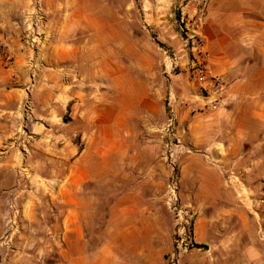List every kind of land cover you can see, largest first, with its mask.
I'll return each mask as SVG.
<instances>
[{
  "label": "rangeland",
  "instance_id": "rangeland-1",
  "mask_svg": "<svg viewBox=\"0 0 264 264\" xmlns=\"http://www.w3.org/2000/svg\"><path fill=\"white\" fill-rule=\"evenodd\" d=\"M110 2L107 11L113 17L115 32L102 47L103 63L95 69L88 67L69 89L79 98L76 110H87L92 115L109 107L124 109L127 123L123 139L112 143L119 148L113 149L115 155L109 156L104 180L83 185L77 197H58L55 192L65 183L61 176L68 171L69 161L85 153L86 139L78 131L82 119H72L66 111L56 119L46 116L47 102L43 97L52 88L36 78L27 85L12 86L20 89L24 97L14 114L9 115L8 143L0 147L2 154H9V181L0 188H9V213L0 217V253H9L13 258L9 264L57 262L67 247L60 244V237L71 206L77 209L74 217L79 224L78 235L89 240L87 245L71 246L72 252L96 251L106 233L108 238H114L111 247L115 252L146 255V259L139 260L141 264H206L212 261L217 247L198 241L194 226L197 210L233 205L234 197L220 196L214 190L242 188L251 183L238 176L236 179L229 168L198 144L199 134L193 131L199 124L212 122L210 113L214 110L206 107L207 102L193 79L192 60L197 53L190 50L181 30L188 22L184 19L182 23V16L184 13L190 16L191 7L184 0ZM18 7L10 17L18 22L21 30L17 29V33L21 42H25V15L30 6ZM156 14L157 21L153 20ZM43 30L44 26L39 31L41 37ZM45 43L44 39L37 50L24 43L30 60L38 65L43 62ZM20 52L24 49L20 48ZM95 59L101 58L94 54L92 60ZM13 60L10 50V61L0 60V65L9 72ZM92 60L88 66L93 64ZM104 72L116 75L108 81ZM0 91H9V76L5 85H0ZM68 137L71 140L67 144L64 139ZM88 151L95 162L100 158L93 156L97 149ZM240 171L244 172L242 168ZM44 176L53 179L45 181ZM239 177L244 179L243 174ZM256 184L260 195H253V199L256 206H262L264 185ZM199 189L209 193L199 195ZM125 192L130 195L120 201L121 208L132 206L134 210L128 219H135L138 225L139 221L150 225L147 232L133 229V235L139 233L135 239L117 238L116 235L125 232L116 229L117 224L127 226L125 214L110 210ZM238 198L240 204L246 201L244 197ZM110 224H115L111 225L113 229ZM229 227L220 229H225V235L229 236ZM218 230L213 229L205 238L220 236ZM180 237L184 240L182 244Z\"/></svg>",
  "mask_w": 264,
  "mask_h": 264
},
{
  "label": "crops",
  "instance_id": "crops-1",
  "mask_svg": "<svg viewBox=\"0 0 264 264\" xmlns=\"http://www.w3.org/2000/svg\"><path fill=\"white\" fill-rule=\"evenodd\" d=\"M28 4L29 0H0V20L5 26L1 37L9 41L14 59L9 64V72L0 65V85H5L9 76V91H0V147L8 143L9 115L14 114L24 97L20 89L12 86L27 85L33 78L48 85L52 90L43 97L47 102L46 116L51 118L52 115L56 119L66 111L72 119H82L78 131L86 139L85 153L69 161L68 171L61 176L65 183L55 192L58 197H77L83 185L105 179L109 156L114 154L113 149L119 148L112 143L123 139L127 123L124 109L109 107L105 112L97 111L92 115L87 110H76L75 102L79 98L69 89L72 81L81 79L80 75L83 76L88 67L95 69L103 63L102 47L108 44L106 38L115 32L113 17L107 11L112 2L41 0L46 48L40 65L30 60L31 54L17 33L18 22L10 17L18 6ZM151 14L150 17L153 16ZM157 15L153 20H158ZM200 33L208 70L212 76L224 77L227 87L221 104L210 113L212 122L199 124L193 131L199 134L198 144L229 168L236 179L251 183L242 185V188L214 190L220 196L234 197L235 204L199 208L194 222L197 239L200 243L217 247L211 255L212 261L208 260L206 264H260V260L262 264L264 205L256 206L257 201L253 198L260 195L256 183L263 182L264 185V0H210ZM20 48L24 52L21 53ZM94 54L101 58L100 61L92 60ZM25 56L28 58L24 59ZM89 60L93 62L90 66L87 65ZM104 75L110 81L116 74L104 72ZM70 140L68 137L64 142L68 144ZM91 149H97L93 156L100 158L96 162L88 151ZM239 174H243L244 179ZM50 177L42 179L49 181L53 179ZM8 181L9 154L4 155L0 151V188L7 186ZM208 193L199 189V195ZM128 195V192L123 193L110 210L125 214L127 226L119 227L117 224L116 229L125 230L124 234L116 235L117 238L135 239L139 233L136 231L138 235H133V229L147 232L150 225L147 221H139L138 225L135 219H128L131 218L128 214L134 210L132 206H124L122 210L120 203L122 199L127 200ZM238 197H244L246 201L240 204ZM67 210L69 218L64 222L60 244L70 247H66L57 262L51 264H129L130 261L141 264L139 260L146 259L144 254L115 252L111 247L114 238H108L106 233L100 242L101 248L96 251L72 252L71 246L87 245L89 240L78 235L79 224L74 217L77 209L71 206ZM2 213H9V188L0 190V217ZM111 225L115 224H110L113 229ZM221 226H230L229 236L225 235V229H220ZM215 228L219 229L220 236L206 239L205 236ZM12 259L9 253H0V264H9Z\"/></svg>",
  "mask_w": 264,
  "mask_h": 264
},
{
  "label": "built area",
  "instance_id": "built-area-1",
  "mask_svg": "<svg viewBox=\"0 0 264 264\" xmlns=\"http://www.w3.org/2000/svg\"><path fill=\"white\" fill-rule=\"evenodd\" d=\"M186 6L191 7V15L186 16L184 13L181 22L187 19L184 24V30H181L186 35V44L190 45V50L197 53V58L192 60V75L193 79L199 86V93L207 102L206 107L210 110H215L223 99V94L227 87L226 79L222 76H212L208 70L206 56L201 42L200 28L203 25V18L210 0H184ZM30 8L26 12L24 30L25 45L31 50H37L39 45H42L44 37H41L40 29L44 26L45 18L42 12L41 0H29ZM5 26L0 20V60L3 62L10 61V46L9 41L5 37H1V32ZM40 42V43H39ZM206 93V95H203ZM171 122L168 123L170 127ZM184 242L180 237V244ZM180 254L178 246L177 256ZM174 259V255L172 256Z\"/></svg>",
  "mask_w": 264,
  "mask_h": 264
},
{
  "label": "trees",
  "instance_id": "trees-1",
  "mask_svg": "<svg viewBox=\"0 0 264 264\" xmlns=\"http://www.w3.org/2000/svg\"><path fill=\"white\" fill-rule=\"evenodd\" d=\"M205 246L203 245H197V248H204Z\"/></svg>",
  "mask_w": 264,
  "mask_h": 264
}]
</instances>
